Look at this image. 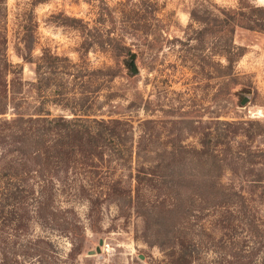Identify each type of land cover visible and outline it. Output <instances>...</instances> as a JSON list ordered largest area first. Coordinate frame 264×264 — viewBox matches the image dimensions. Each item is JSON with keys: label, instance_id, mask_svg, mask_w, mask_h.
<instances>
[{"label": "trees", "instance_id": "16d2710c", "mask_svg": "<svg viewBox=\"0 0 264 264\" xmlns=\"http://www.w3.org/2000/svg\"><path fill=\"white\" fill-rule=\"evenodd\" d=\"M148 3L152 24H161L156 4ZM253 16L241 9L192 8L190 24L199 27L188 40L201 50L212 45V55L198 49L195 58L209 75L233 77L244 54L234 42L236 29L264 31V15ZM28 17L20 39L32 52L37 24L32 13ZM7 21V0H0V264H72L88 228L63 204L75 199L88 203L92 231L113 199L121 214L128 200L142 217L165 215L172 228L161 242L166 264L194 263L195 228L203 230L206 247L211 218L209 225L236 249L229 263H254L253 256L264 250V143L254 144L264 139V121L144 119L135 125L128 118L99 117L92 81L114 78L117 70L91 69L44 49L36 59L23 55L35 70V80L25 81L23 69L8 58ZM84 24L99 47L111 48L119 60L131 58L132 47L111 36L99 39L98 30ZM159 41L157 36L149 46ZM51 106L67 113L55 115ZM193 126L199 140L187 143L181 133ZM51 231L71 239L69 252Z\"/></svg>", "mask_w": 264, "mask_h": 264}, {"label": "rangeland", "instance_id": "374dc122", "mask_svg": "<svg viewBox=\"0 0 264 264\" xmlns=\"http://www.w3.org/2000/svg\"><path fill=\"white\" fill-rule=\"evenodd\" d=\"M149 1L156 4L161 24H152L147 0H7L8 58L23 69L25 81L35 80V70L34 64L23 55L36 59L44 49L84 62L91 69L114 68L118 72L114 78L92 81L98 96L94 109L99 117L128 118L135 125L144 119L197 123L216 118L264 121V31L236 29L234 42L243 47L244 54L237 58L233 77L209 75L208 67L200 66L195 59L202 48H194L195 42L188 40L191 30L199 27L190 24L192 8L206 6L216 13L241 9L260 17L264 11L252 6L264 8V0ZM31 13L37 24L32 52L25 50L20 39L21 26ZM67 17L79 21H69ZM84 22L98 30L97 38L102 36L107 40L111 36L132 47L135 57L126 62L119 60L111 48L99 47L98 41H93L85 28L80 27ZM157 36L164 43L159 41L157 47L149 46ZM168 38L179 40L168 42ZM201 51L212 55L213 47L207 44ZM214 58L225 62L219 55ZM133 65L137 73L133 72ZM51 107L55 115L67 113ZM194 126L192 131L188 127L181 133L187 143L199 140L200 134ZM263 143L264 139L257 138L254 144ZM63 204L75 209L88 227L81 254L74 256L72 264H166L161 242L171 235L172 228L165 215L142 217L128 200L122 203L121 214L118 202L113 199L104 204L99 225L92 231L85 200ZM211 219L206 222V247H203V230L195 228L197 253L193 264H237L229 263V252L236 249L228 248L223 231L209 225ZM50 233L66 252L70 251L71 239ZM250 241L253 245V240ZM253 260L264 264V250L255 254Z\"/></svg>", "mask_w": 264, "mask_h": 264}, {"label": "water", "instance_id": "95a60500", "mask_svg": "<svg viewBox=\"0 0 264 264\" xmlns=\"http://www.w3.org/2000/svg\"><path fill=\"white\" fill-rule=\"evenodd\" d=\"M135 57V54H132V56H131V60H132V58H134ZM132 70H133V72H135V73H137L138 72V69H137V67L135 66V65H133L132 66ZM246 101H244V103H245Z\"/></svg>", "mask_w": 264, "mask_h": 264}]
</instances>
